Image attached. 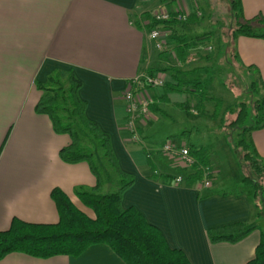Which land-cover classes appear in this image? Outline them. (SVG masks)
Here are the masks:
<instances>
[{
    "label": "crops",
    "instance_id": "crops-1",
    "mask_svg": "<svg viewBox=\"0 0 264 264\" xmlns=\"http://www.w3.org/2000/svg\"><path fill=\"white\" fill-rule=\"evenodd\" d=\"M193 4L195 0H0V231L7 230L13 218L57 222L50 198L53 188L87 214L74 192L95 186L88 165L64 164L58 153L68 145V136L55 134L49 118L35 112L42 95L36 83H45L54 71L65 76L73 71L82 82L79 97L86 102V117L109 135L120 169L134 177L122 196V207L138 210L191 264H246L254 258L262 228L255 224L259 219L250 195L223 191V180L198 193L159 179L172 167L168 160L159 162L161 167L154 163V157H163L151 134L159 122L156 116L165 115L161 105L183 110L185 104L195 115L191 96L150 88L154 105L151 120L138 129L142 142L135 143L125 130L127 82L149 69L172 67L159 52L156 57L149 33L136 24L141 25L142 14L160 6L193 15ZM240 5L245 19L264 17V0H240ZM253 26L264 33V21ZM234 44V59L264 83V38L239 36ZM160 75L172 82L167 73ZM251 140L264 159V127L253 131ZM234 223L258 229L236 244L208 241L209 229ZM0 264L125 263L100 244L77 258L36 259L13 253Z\"/></svg>",
    "mask_w": 264,
    "mask_h": 264
},
{
    "label": "trees",
    "instance_id": "trees-1",
    "mask_svg": "<svg viewBox=\"0 0 264 264\" xmlns=\"http://www.w3.org/2000/svg\"><path fill=\"white\" fill-rule=\"evenodd\" d=\"M166 10L169 12L168 20L156 21L148 12L141 15L142 20L147 24L136 25L139 29L147 32L157 28L167 35V44L162 51L158 52L167 60L173 57L174 65L149 69L144 74L154 77L167 73L172 82H165L163 90L166 93L191 96L195 102L193 112L204 114L205 103L210 98L207 96L204 82L200 79L203 67L188 69L185 66L188 58L191 57V52L208 40L211 33L194 37L179 35L176 28L180 25L185 26L197 22L200 19L198 13L187 16L185 21H179L177 15L180 11ZM230 12L236 22L230 36L233 41L239 36L264 38V33H257L253 26L255 21H264L263 16L245 19L240 0H230ZM205 59L210 61V55H207ZM259 84L264 89V83L260 81ZM36 87L42 95L35 106V112L49 118L55 134L67 135L70 140L67 146L60 149L58 153L60 160L67 165L86 163L95 179L96 184L91 189L79 188L74 192L77 200L85 209L91 211L93 216L78 209L62 190L53 188L50 191V198L56 207L58 221L55 223H29L13 218L9 228L0 231V260L13 253L36 259H50L58 256L77 258L90 247L103 244L108 246L125 264H191L184 252L171 248L160 230L149 224L138 210L133 207H122V196L133 185L134 177L120 169L112 150L109 135L86 117V102L79 97L82 82L73 71H69L66 76L59 71H54L45 83H36ZM146 87L149 89L148 86ZM61 105H66L67 109ZM153 105L154 102L149 105L150 114ZM182 108L185 111L190 110L188 104ZM251 109L250 113L244 103L238 104L237 109L231 108L232 114L233 111L237 113L236 119L231 124L238 126L235 146L242 152L241 161L255 177L247 175L242 178L241 184L244 188L252 189L251 208L255 212V218L261 219L264 217V185L260 181L264 179V164L251 140V133L264 127V98L254 103V107ZM62 111L67 112L65 116L61 115ZM72 120L87 131L90 140L88 141L94 145L98 143L103 151L102 157L119 179L118 188L114 192L101 193L102 174L93 159V153L84 149L86 146H83L82 138L72 126ZM140 140L142 142L141 137ZM185 147L192 164L185 168L171 166L178 175L163 174L159 176V179L166 185H172L173 180L180 177L182 181L179 186L197 190L198 193L210 189L214 176L206 149L191 144H187ZM152 176L156 177L157 174L153 173ZM206 181L211 183L208 188L204 186ZM257 229L256 225L234 223L209 229L206 236L211 244H236ZM246 264H264L263 229L260 233L259 243L255 248L254 258Z\"/></svg>",
    "mask_w": 264,
    "mask_h": 264
},
{
    "label": "rangeland",
    "instance_id": "rangeland-1",
    "mask_svg": "<svg viewBox=\"0 0 264 264\" xmlns=\"http://www.w3.org/2000/svg\"><path fill=\"white\" fill-rule=\"evenodd\" d=\"M164 7L172 9V6ZM193 8L200 19L193 24L178 26L176 32L179 35L193 37L211 33L208 40L191 52L193 61L185 66L188 69L203 67L200 79L204 82L210 100L205 103L204 114L195 113V115L174 106L161 105L165 115L157 114L156 118L159 122L154 126L151 134L156 139L157 147L161 148L165 143L204 147L212 166L213 181L223 180L226 186L222 189L227 193L245 191L251 196L252 189L244 188L241 180L247 175L255 177L242 163V152L235 146L238 126H233L231 123L236 119L237 113L233 111L232 114L230 109H237L238 104L244 103L251 113L254 103L264 98V89L257 81L255 71L242 68L234 59L235 44L230 36L236 22L230 12V0H195ZM255 31L261 33L263 30L255 28ZM207 47H211L210 52L206 50ZM155 54L158 57V51ZM207 55H210V61H206ZM168 61L172 66L174 65L173 57ZM61 106L67 109L66 105ZM62 113L61 115L65 116L67 112L62 111ZM75 122L71 121L72 126L82 138L83 146H86L84 149L93 153V159L102 174L101 193L114 192L118 188V177L102 157L103 151L98 143L91 144L87 131ZM166 159L165 156L158 159L154 157V163L161 167L159 162H165ZM262 161L264 164V159ZM165 171L173 176L177 173L173 168ZM260 182L264 185V179ZM86 212L93 216L91 211L86 210ZM255 224L263 229L264 217L256 220Z\"/></svg>",
    "mask_w": 264,
    "mask_h": 264
},
{
    "label": "built area",
    "instance_id": "built-area-1",
    "mask_svg": "<svg viewBox=\"0 0 264 264\" xmlns=\"http://www.w3.org/2000/svg\"><path fill=\"white\" fill-rule=\"evenodd\" d=\"M177 11L180 10L177 9ZM180 12L177 15V19L179 21H185L187 15ZM150 16L156 21H166L169 19V12L165 8L158 7L150 12ZM146 24L147 22L142 20L141 26ZM148 33L150 40L154 43L155 49L157 51H162L167 44V35L157 28L150 30ZM206 50L210 52L211 47H207ZM192 61L193 59L189 57L187 63H191ZM164 83L165 80L161 75L151 77L146 74H141L128 81L126 84L123 94L126 114L125 130L135 143H141L140 135L138 133L139 126H145L146 122L151 120L149 105L153 103V98L149 89L162 88ZM146 86H148L149 89ZM161 153L167 158L172 167L177 166L185 168L192 164V160L189 157L188 150L184 144L165 143L161 148ZM207 171L208 170L206 169V172ZM154 174H156V172H154ZM181 181L182 179L180 177H176L172 182V186H179ZM210 185L211 183L209 181H206L204 184L206 188L210 187Z\"/></svg>",
    "mask_w": 264,
    "mask_h": 264
}]
</instances>
